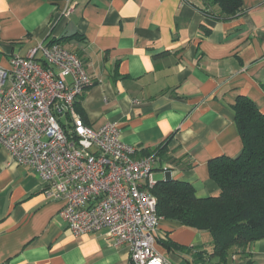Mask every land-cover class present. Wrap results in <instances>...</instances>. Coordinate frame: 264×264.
Segmentation results:
<instances>
[{
  "label": "crops",
  "instance_id": "0c3cea01",
  "mask_svg": "<svg viewBox=\"0 0 264 264\" xmlns=\"http://www.w3.org/2000/svg\"><path fill=\"white\" fill-rule=\"evenodd\" d=\"M56 42L94 82L77 101L92 129L114 123L137 159L156 155L157 182L190 183L199 199L218 194L210 162L243 151L237 99L264 113V0H243L230 20L209 0H0L1 67ZM46 187L0 147V264H131L106 230L69 232L65 203ZM155 247L172 264H223L206 257L208 232L171 221L160 220ZM224 264H264V240Z\"/></svg>",
  "mask_w": 264,
  "mask_h": 264
},
{
  "label": "built area",
  "instance_id": "2783aa9c",
  "mask_svg": "<svg viewBox=\"0 0 264 264\" xmlns=\"http://www.w3.org/2000/svg\"><path fill=\"white\" fill-rule=\"evenodd\" d=\"M93 85L83 61L59 44L13 57L9 70L0 66V147L65 203L60 216L73 235L106 230L115 247H128L131 264H172L155 247L157 157L137 159L114 123H85L76 103Z\"/></svg>",
  "mask_w": 264,
  "mask_h": 264
},
{
  "label": "trees",
  "instance_id": "16d2710c",
  "mask_svg": "<svg viewBox=\"0 0 264 264\" xmlns=\"http://www.w3.org/2000/svg\"><path fill=\"white\" fill-rule=\"evenodd\" d=\"M209 1L219 8L223 20L236 18L243 10V0ZM76 107L80 112L78 103ZM233 109L243 151L237 158L220 157L210 162L218 194L199 199L193 185L176 180L160 181L152 190L158 217L208 232L213 251L206 257L218 258L223 264L233 257L249 258L251 245L264 240V113L245 97H239ZM166 247L182 249L172 243Z\"/></svg>",
  "mask_w": 264,
  "mask_h": 264
},
{
  "label": "rangeland",
  "instance_id": "374dc122",
  "mask_svg": "<svg viewBox=\"0 0 264 264\" xmlns=\"http://www.w3.org/2000/svg\"><path fill=\"white\" fill-rule=\"evenodd\" d=\"M161 177L158 175V174H156V179H160Z\"/></svg>",
  "mask_w": 264,
  "mask_h": 264
},
{
  "label": "water",
  "instance_id": "95a60500",
  "mask_svg": "<svg viewBox=\"0 0 264 264\" xmlns=\"http://www.w3.org/2000/svg\"><path fill=\"white\" fill-rule=\"evenodd\" d=\"M166 181H171V178L168 177V178L166 179Z\"/></svg>",
  "mask_w": 264,
  "mask_h": 264
}]
</instances>
